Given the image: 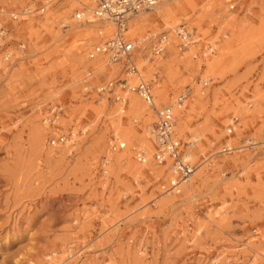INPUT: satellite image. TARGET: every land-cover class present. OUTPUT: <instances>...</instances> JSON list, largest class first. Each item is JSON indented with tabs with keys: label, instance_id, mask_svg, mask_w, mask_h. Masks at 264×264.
Segmentation results:
<instances>
[{
	"label": "rangeland",
	"instance_id": "obj_1",
	"mask_svg": "<svg viewBox=\"0 0 264 264\" xmlns=\"http://www.w3.org/2000/svg\"><path fill=\"white\" fill-rule=\"evenodd\" d=\"M44 1L0 0L8 30L0 40V264H264V0H168L127 20L135 41L149 31L178 40L181 23L194 30L188 48L175 41L156 56L146 40L135 54L157 104L191 88L180 113L188 132L175 125L200 164L188 200L185 190L160 194L169 175L143 141L152 109L130 115L133 97L146 108L130 93L121 114L108 95L82 93L85 72L94 86L127 78L123 63L88 58L114 23H88L95 0H54L44 14L12 17ZM82 10L85 21L76 17ZM196 92L205 102L192 109ZM58 103L64 114L49 128L43 120ZM114 116L127 122L122 138ZM70 131L71 140L51 146ZM225 143L240 150L222 152ZM137 148L148 150L149 166Z\"/></svg>",
	"mask_w": 264,
	"mask_h": 264
},
{
	"label": "built area",
	"instance_id": "obj_2",
	"mask_svg": "<svg viewBox=\"0 0 264 264\" xmlns=\"http://www.w3.org/2000/svg\"><path fill=\"white\" fill-rule=\"evenodd\" d=\"M52 1L54 0H45L40 6L35 7L34 9H32L31 5H28L23 8L20 13L13 11L12 17L26 16L34 12L44 14ZM160 1L161 0H96L93 14L98 18L106 17L113 19L116 24V31L113 36L96 43L91 49L90 57H94L98 54L106 55L111 63H123L122 68L125 69L126 74L138 73L139 67L135 59V54L136 52H139L142 46L141 44H136L125 35L127 20L131 15L150 9ZM0 12H4V8H0ZM76 17L81 20L83 18V13L81 14V12H77ZM66 24L67 23H64V25ZM189 29L188 24L181 23L174 31L178 39H180L181 49L188 48V44L191 45L192 43H195L193 40L194 30L193 28L191 31ZM7 33L8 30L3 26H0V40L3 39ZM147 35L146 39L150 42L149 47L154 55L157 56L166 51L169 42V33L167 31L158 32L157 34L149 31ZM212 46L213 45H208L206 48L207 52H213ZM5 55H7L5 56L6 59L11 57L9 52H6ZM90 73L91 71L85 72L83 82L85 86L84 89L82 88L84 96L87 97V93L91 92H95L99 96L108 95V99L112 98L117 102L119 101L126 107V97L120 99L123 94L117 96V90H125L128 88L127 78H120L116 81L110 80L94 86L90 81ZM208 85L209 80L204 81L203 87L206 88ZM132 90L138 93L144 101L156 111V122L153 128L154 143L156 147L154 158L160 164H167L168 161H170L168 166L170 175L168 181L161 184V189L165 194L178 195L182 192L184 184L190 180L198 168L196 163L190 162L185 158V153L188 146H191V143H187L186 145V143L178 136L175 130V112L172 105H163L160 108L156 107L153 88L150 82L140 79V82L133 87ZM187 90V92L185 90L179 93L177 97L178 103L183 104L188 98L191 88L187 87ZM49 112L50 113L47 116L49 118H44L43 122L47 124L49 128L59 127L57 117L64 114L63 105L58 103L55 106H51ZM236 120H238V118L234 117V122L230 124L228 132L234 131ZM81 131L84 133V130ZM72 134V131L68 134H55L56 136L53 135L49 142L51 146H57L59 144L64 145L68 139H72ZM236 150H240V148L232 145L228 146V143H225L222 148V152L228 153ZM144 155V152H139L137 157L138 160L143 161Z\"/></svg>",
	"mask_w": 264,
	"mask_h": 264
},
{
	"label": "bare ground",
	"instance_id": "obj_3",
	"mask_svg": "<svg viewBox=\"0 0 264 264\" xmlns=\"http://www.w3.org/2000/svg\"><path fill=\"white\" fill-rule=\"evenodd\" d=\"M95 3H96V0L94 1ZM165 3H168V0H161L159 3H157L154 7H152V9H158L159 8V6L160 5H162V4H165ZM89 9H90V12L91 13H93V7H89ZM81 12V14L83 13V18L81 19V20H87V11H84V10H82V11H80ZM140 14H141V11L139 12ZM139 13H137V14H135L136 16H138V14ZM94 14L90 17V18H92V20H89V22L88 23H93V22H97V25H100L101 23H106V22H112V23H114V25H115V28H114V32H113V34H112V36L114 35V33H115V31H116V24H115V22L113 21V19H110V18H106V17H104V18H98V17H96L95 16V18H94ZM132 16H134V15H131L128 19H130ZM94 19V20H93ZM84 20V21H85ZM109 28V30L112 28L111 26H109L108 27ZM177 28V26L173 29V32L175 31V29ZM99 34L100 35H102L103 34V29H101L100 31H99ZM174 34H175V32H174ZM125 35H126V31H125ZM176 35V34H175ZM127 36V35H126ZM146 36H148V35H145L144 37H143V39L142 40H140V41H135V40H133V39H131V40H133L136 44H140L141 42H143V41H146L147 39H146ZM111 37V36H110ZM176 37H177V35H176ZM130 39V38H129ZM177 39H178V37H177ZM177 42L178 41V44L176 43V47H177V49H179V50H181V48H180V39H178V40H173V39H170L169 40V42H168V45L170 46V44H171V42ZM189 46H190V44H188ZM187 45V46H188ZM188 46V47H189ZM168 47V46H167ZM92 49V48H91ZM90 53H91V50L89 51V53H88V58L89 59H92V60H94V59H98V58H106L107 59V61H108V63H110V64H112L113 66L114 65H118V63L117 64H114V63H111V61L107 58V56L106 55H102V54H98V55H95L94 57H90ZM104 56V57H103ZM208 66H210V68H213V63H209V65ZM141 73H140V69H139V72L138 73H133V74H126L127 75V89H125V90H121V89H118L117 90V96H119L120 94H123L122 95V97L120 98V99H122V98H125L126 97V99L128 100L127 101V104L129 103V99H130V93L131 94H134V95H136V96H138L145 104H146V108H145V105L141 102V101H139V99L138 98H136V97H133V99H132V101H131V103H129V108H130V112H131V114L130 115H132L133 113L134 114H138V115H141V114H143V115H145L146 113L145 112H148V114H150V111H149V108L150 109H152V111L154 112V121H155V117H156V111H155V109L153 108V107H151L150 105H148L145 101H144V99L138 94V93H136V92H134L132 89H133V87H135L139 82H140V79H143V77L140 75ZM144 80V79H143ZM146 81V80H145ZM206 81V80H205ZM136 82V83H135ZM204 83V82H203ZM152 88H153V95H154V98H155V101H156V96H155V94H154V87H153V85H152ZM131 89V90H130ZM183 91H185V90H183ZM188 90L186 89V92H187ZM182 92V91H181ZM201 93L202 94H204V92H203V90H201ZM200 93V94H201ZM198 92H196V94H194L193 95V99H191L192 101H191V108L192 109H196L197 107H202L203 105H204V102H205V99H204V97L202 96V94L200 95ZM179 95V94H178ZM178 95L176 96V98H175V101H174V103L172 104V102H171V104H169V103H162V104H157V102H156V107L157 108H160L161 106H163V105H172V107H173V109H174V112H175V125H176V120L178 121V126H177V128H179L182 132H184V133H187L188 132V130H186V127H187V125H186V123L185 122H182L181 120H180V113H181V110H184L185 109V103H186V101L189 99V96H190V92H189V96H188V98L183 102V104H180V103H178L177 102V97H178ZM119 102V101H118ZM120 103V102H119ZM117 107H118V111H119V113H121V114H125V112H126V107L124 106V105H122V103H120V106H118L117 105ZM181 107V108H180ZM180 108V109H179ZM176 110V111H175ZM176 114H177V118H176ZM129 115V116H130ZM113 118H115V119H113ZM112 118V122L114 123V125H115V130H117V132H116V136H117V138H120L123 134H122V129L125 127V125H126V123L127 122H125V121H123V118L122 117H113ZM156 122V121H155ZM129 123V122H128ZM154 122H153V127H152V124L151 123H148V125L146 126V128H145V137H144V142H146V141H149V143H152V145L154 144V146H155V143H154V136H153V128H154ZM125 130V129H124ZM175 130H176V128H175ZM176 132H177V130H176ZM192 132V131H191ZM193 133V132H192ZM177 134H178V132H177ZM124 135H125V133H124ZM178 136H179V134H178ZM143 137V136H142ZM180 137V136H179ZM197 141L199 140V135L198 134H194V136H193ZM122 138V137H121ZM127 138V140L129 141L130 139H129V135L126 137ZM151 138H152V140H151ZM181 138V137H180ZM182 139V138H181ZM68 141V140H67ZM66 141V142H67ZM151 141H153V142H151ZM65 142V143H66ZM196 141H193V144L195 143ZM119 146H120V148H124L125 146H126V142H124V141H119ZM229 146V145H228ZM189 148V147H188ZM187 148V151H186V153H185V158L188 160V161H190V162H193L194 161V156H193V154L191 153V151H190V149H188ZM137 151H135V157H136V159H137V161H139L138 160V153L139 152H144V160L143 161H139V162H141V163H143V164H148V166L150 165V163H149V160H147V159H149L148 157H149V152H148V150L146 149V148H137L136 149ZM155 151H156V147H155ZM155 151L153 152V154H152V158H153V161H155L158 165H161V166H163L164 167V169L162 170V171H164V176L166 177V176H168V175H170V173H169V171H168V166H169V164H170V161H168V163L167 164H160V163H158L156 160H155V158H154V153H155ZM125 155L124 154H117V157H116V160H118L119 162H121L122 161V158L124 157ZM141 166V165H140ZM199 166H200V164H199ZM199 166H198V168H199ZM197 168V169H198ZM145 169V168H144ZM196 172H198V170H196L195 171V173L193 174V176L196 174ZM160 173H162L161 171H160ZM137 175H139V174H137ZM193 176L190 178V180L187 182V183H185L184 184V186H183V190H182V192L180 193V194H178V195H173V194H165V193H163V190L161 191V195H164L165 197H176V196H179V195H182V193L184 192V190H185V192H184V194L183 195H186L187 197H184V199L183 200H188V199H186V198H194V196L196 197V195H194L193 196V188H192V186H191V183H192V179H193ZM164 177V178H165ZM163 178V179H164ZM162 179H160V181H161ZM159 181V182H160ZM191 193V194H190ZM189 194H190V196H189ZM195 194V193H194ZM192 196V197H191ZM180 197V196H179ZM181 201V200H180ZM179 202V201H178ZM185 202V201H184Z\"/></svg>",
	"mask_w": 264,
	"mask_h": 264
}]
</instances>
